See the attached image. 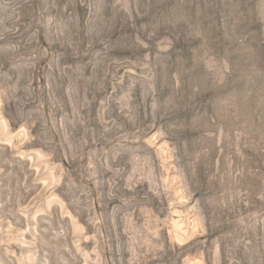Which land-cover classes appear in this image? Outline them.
I'll return each instance as SVG.
<instances>
[{
	"label": "rangeland",
	"instance_id": "rangeland-1",
	"mask_svg": "<svg viewBox=\"0 0 264 264\" xmlns=\"http://www.w3.org/2000/svg\"><path fill=\"white\" fill-rule=\"evenodd\" d=\"M0 264H264V0H0Z\"/></svg>",
	"mask_w": 264,
	"mask_h": 264
}]
</instances>
